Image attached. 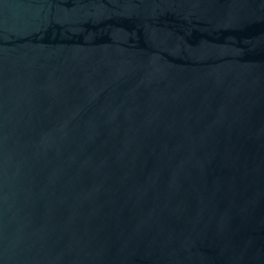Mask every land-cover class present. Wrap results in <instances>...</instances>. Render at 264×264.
<instances>
[{"label":"water","instance_id":"1","mask_svg":"<svg viewBox=\"0 0 264 264\" xmlns=\"http://www.w3.org/2000/svg\"><path fill=\"white\" fill-rule=\"evenodd\" d=\"M0 264H264V0H0Z\"/></svg>","mask_w":264,"mask_h":264}]
</instances>
